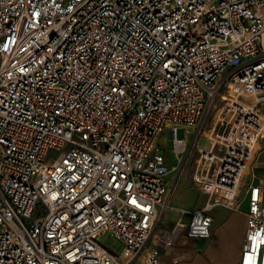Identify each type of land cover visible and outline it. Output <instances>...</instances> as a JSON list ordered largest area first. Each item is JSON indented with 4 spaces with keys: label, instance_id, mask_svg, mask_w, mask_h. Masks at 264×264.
<instances>
[{
    "label": "built area",
    "instance_id": "2783aa9c",
    "mask_svg": "<svg viewBox=\"0 0 264 264\" xmlns=\"http://www.w3.org/2000/svg\"><path fill=\"white\" fill-rule=\"evenodd\" d=\"M263 36L264 0H0V264H162L242 202L239 264H264ZM164 132L207 199L156 232Z\"/></svg>",
    "mask_w": 264,
    "mask_h": 264
},
{
    "label": "crops",
    "instance_id": "0c3cea01",
    "mask_svg": "<svg viewBox=\"0 0 264 264\" xmlns=\"http://www.w3.org/2000/svg\"><path fill=\"white\" fill-rule=\"evenodd\" d=\"M166 134L170 137L168 132H166ZM263 139L264 137H261L258 143ZM263 152L264 146L258 149L256 160L253 165L259 178H262L264 181V161L259 160L260 155ZM193 153H195L194 156L196 157V150L194 149L183 165L188 162L190 155L192 157ZM164 155L166 161L172 164L169 156L167 157L165 153ZM171 155L175 158L172 152ZM183 169L184 167L173 176L171 174L172 171L165 176L166 184L169 187L174 186L169 198V205L171 208L162 215L159 225L163 223L164 226L160 228L157 227L156 232L161 228L172 226L173 223L179 219L187 220L189 216L188 213H182L181 210L191 211L200 208L204 205L207 199V194L200 188L187 187L186 184L188 178ZM248 179L249 175H246L242 182V190L245 189ZM180 188L188 190L191 193L193 199L191 206H172V200L175 195V198L181 197V194L177 195L178 189L180 190ZM171 212L175 214V217L170 221L165 220L166 216ZM245 212V202L240 204L239 210L237 211L220 206L213 208L211 210L213 217L212 224L216 223V225L213 226V228L211 226L212 230L210 236L206 238H198L182 234L178 243L174 247L161 250L160 260L162 264H239L241 248L246 231Z\"/></svg>",
    "mask_w": 264,
    "mask_h": 264
},
{
    "label": "rangeland",
    "instance_id": "374dc122",
    "mask_svg": "<svg viewBox=\"0 0 264 264\" xmlns=\"http://www.w3.org/2000/svg\"><path fill=\"white\" fill-rule=\"evenodd\" d=\"M212 119H210V121L208 122L205 131L202 132L196 142L197 147H203L206 148L208 141L206 140V138L204 137V134L208 131V128L210 126V122ZM188 132L186 130H184L183 127H178L176 130V135L177 137H186L187 141L190 142V140L192 139L193 136V128L189 127L188 128ZM158 146L160 148V150H164V151H160L163 152L167 155V157L169 156L170 161L172 162V165L175 166V169L172 170L171 174L172 176L176 174V172L178 173V171L180 169H183V171L185 170L184 173H186V176L188 178L187 180V187L189 188H200L192 179V172H193V165H194V154H192V157L190 155V158L188 160V162L183 165L182 163V158L180 157L179 160L177 158L172 157L171 152H172V139L166 134V132H164L163 134H161L159 140H158ZM264 146V139L259 142L256 147H255V151H254V155H253V159L252 161L256 160V154L259 148H262ZM59 154V152L57 151H50L48 154V159H54L57 157V155ZM171 156V157H170ZM259 160L264 161V152L260 155ZM181 194V197H175L172 200V206L174 207H181V206H191L192 205V195L188 190H183L182 188H180V190L178 189L177 195ZM175 217V214L173 212L169 213L165 220L170 221L171 219H173ZM216 223L212 224V228L213 226H215ZM164 224H160L158 227H163ZM211 228V230H212ZM98 242L104 246L105 248L109 249L110 251L114 252V253H119V251L122 249V242L120 240H118L117 238H115L110 231H104L101 234H99L98 238H97Z\"/></svg>",
    "mask_w": 264,
    "mask_h": 264
},
{
    "label": "bare ground",
    "instance_id": "6f19581e",
    "mask_svg": "<svg viewBox=\"0 0 264 264\" xmlns=\"http://www.w3.org/2000/svg\"><path fill=\"white\" fill-rule=\"evenodd\" d=\"M263 43H264V36H263ZM261 130H262L263 133H264V124H262Z\"/></svg>",
    "mask_w": 264,
    "mask_h": 264
}]
</instances>
